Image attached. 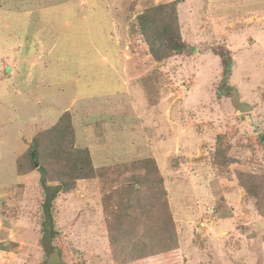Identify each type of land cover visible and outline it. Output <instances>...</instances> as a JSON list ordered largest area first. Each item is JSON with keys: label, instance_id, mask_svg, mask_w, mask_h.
I'll return each mask as SVG.
<instances>
[{"label": "rangeland", "instance_id": "1", "mask_svg": "<svg viewBox=\"0 0 264 264\" xmlns=\"http://www.w3.org/2000/svg\"><path fill=\"white\" fill-rule=\"evenodd\" d=\"M170 1L0 0V264H264V205L240 184L264 188V0H178L183 50L158 62L137 16ZM65 111L95 175L56 198L50 237L39 167L17 160ZM132 212L170 213L175 247L117 261L108 226L146 231Z\"/></svg>", "mask_w": 264, "mask_h": 264}, {"label": "trees", "instance_id": "2", "mask_svg": "<svg viewBox=\"0 0 264 264\" xmlns=\"http://www.w3.org/2000/svg\"><path fill=\"white\" fill-rule=\"evenodd\" d=\"M178 0L160 3L145 9L137 16V29L142 40L148 46V53L155 61L163 62L177 54H181L182 45L177 41L182 40L180 32ZM24 47H29L23 44ZM32 49H36L32 46ZM30 55L34 52L28 51ZM23 55V54H22ZM48 59L50 61L49 55ZM50 65V64H49ZM231 67L228 63L226 70ZM48 89H52L51 86ZM35 90L43 92L42 87ZM224 93V91H220ZM75 129L71 114L63 112L57 122L47 129H44L33 136V145L21 155L17 160V170L20 175L27 174L35 169L36 164L41 173L40 186L44 193L42 210L45 215L43 228L47 235L54 236L53 230V208L54 201L61 193H66L76 187L77 180L92 178L95 175V167L92 155L88 147L77 146ZM227 163V160H224ZM135 179V178H134ZM251 179V180H250ZM136 179L135 184L139 183ZM241 186L246 189L254 198L257 199L260 208L264 205V188L256 185V177L251 175L249 181L242 180ZM132 187L134 185L132 184ZM122 203L129 212L135 207L131 199L121 194ZM126 199V200H125ZM128 214V213H127ZM129 215V214H128ZM167 217V218H166ZM164 223L148 224L141 221L138 216L132 218L145 222L146 231L142 237L127 236L125 233L113 230L112 224L108 226L109 240L114 257L117 261L126 260L128 254L132 255V262L135 259L144 258L148 261L153 257L171 250L177 244L178 234L175 228L173 216L166 215ZM50 226V227H49ZM158 227L161 231L154 228ZM136 247H142L141 254L132 252ZM125 258L121 259L120 254Z\"/></svg>", "mask_w": 264, "mask_h": 264}, {"label": "crops", "instance_id": "3", "mask_svg": "<svg viewBox=\"0 0 264 264\" xmlns=\"http://www.w3.org/2000/svg\"><path fill=\"white\" fill-rule=\"evenodd\" d=\"M47 37H48V34H47L44 38H47ZM49 62H50V61H49ZM48 68H51L50 65H49ZM49 71H50V69L47 70V72H49ZM56 76H59V74H56ZM49 80L51 81V79H49ZM48 84L51 86L52 89H54V91H55V90H59V89L56 88V87L53 88V86L51 85V82H48ZM42 88H43L44 91H47L49 87H42ZM55 96H56L57 99H59V100L61 101V102H59L60 104H62L64 101H67V102H68V103L66 104V107L64 108V110H68V109H70V108H68V107H70V105H68V104L71 103L72 101L76 103L75 99H76L77 97H71V96H66V95H65V96H60V95H56V94H55ZM44 99H46V98L44 97ZM73 99H74V100H73ZM63 100H64V101H63ZM67 105H68V106H67ZM56 106H57V103L54 102V104H53V106H52L53 111L57 108ZM59 113H60V112H59ZM53 123H56V121H54ZM76 136H77V134H76ZM108 160H109V159H108Z\"/></svg>", "mask_w": 264, "mask_h": 264}, {"label": "water", "instance_id": "4", "mask_svg": "<svg viewBox=\"0 0 264 264\" xmlns=\"http://www.w3.org/2000/svg\"><path fill=\"white\" fill-rule=\"evenodd\" d=\"M37 165V164H36Z\"/></svg>", "mask_w": 264, "mask_h": 264}]
</instances>
